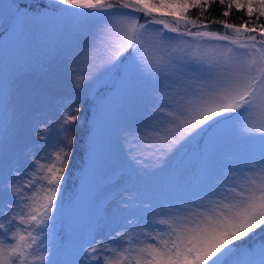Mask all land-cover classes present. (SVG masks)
I'll use <instances>...</instances> for the list:
<instances>
[{
	"label": "snow or ice",
	"instance_id": "snow-or-ice-1",
	"mask_svg": "<svg viewBox=\"0 0 264 264\" xmlns=\"http://www.w3.org/2000/svg\"><path fill=\"white\" fill-rule=\"evenodd\" d=\"M214 2L3 0L0 35L7 32L26 38L32 25L42 19L64 23L63 39L53 54L12 68L6 62L0 73V210L14 211L19 206L15 200L38 203L34 197L22 195L23 187L17 181L24 176V168L30 166L28 161L37 146L51 138L57 124L64 133V148L68 151L61 149L56 159L64 162L73 155L77 135L72 130L79 127L87 108L86 99H79L76 89L82 92L87 87L86 80L91 83L111 73L131 90L141 75L160 70L162 52L168 56L167 66L180 74L177 83L181 86L168 97L166 107H158L157 111L165 113L171 129H154L155 136L149 138L152 142L144 145L149 152L145 158L158 152L159 158L166 162L197 135L215 130L209 146L204 147L201 136L203 143L195 145L190 158L177 162L166 182L183 185L201 181L211 187L217 173L218 151L230 159L234 153L253 151L254 141L261 143L260 155L246 166L250 172L247 188L228 189L226 194L222 193L223 199L210 202L211 207L189 211L174 217L171 223L161 221L168 225V231L153 237L154 243L133 247L130 239L129 247L122 251L107 247L91 234L85 239L69 230L67 235L63 230L57 232L53 211L61 208L57 193L64 179V168L50 165L46 177L50 187L43 202L34 208L25 204L23 207L29 211L23 215L5 214L7 227L0 222V264H30V258L43 264H264V23L249 27V20L238 25L204 17ZM219 3L225 6L221 13L225 17L235 7L246 9L249 18L255 12L256 21L264 18V0H219ZM191 10H198L199 15L190 17ZM137 13L151 19L140 23ZM167 16L174 23H168ZM181 23L185 25L184 32L180 31ZM156 24L163 28L153 29L151 26ZM210 24L221 25L224 34L207 30ZM188 26L205 30L192 31ZM168 32L179 35L170 36ZM184 37L196 39L189 50H180L182 57L167 51L172 41H183ZM69 64L74 65L71 72L67 70ZM82 66H87V76L81 74ZM73 103L84 108L60 112ZM57 115L59 121L55 119ZM229 123L230 127H224ZM163 166L162 163L160 167ZM27 186L33 188L34 181ZM126 193L128 189L118 193L107 210L113 222L134 206L136 194ZM150 207L144 205L145 209ZM17 220L30 227L44 225L50 247L44 245L39 255L30 251L38 237L31 231H22L20 224L14 225ZM162 235L167 238H161ZM9 238L15 243H7ZM105 252L113 256H106ZM59 257L64 258L63 262Z\"/></svg>",
	"mask_w": 264,
	"mask_h": 264
},
{
	"label": "rangeland",
	"instance_id": "rangeland-1",
	"mask_svg": "<svg viewBox=\"0 0 264 264\" xmlns=\"http://www.w3.org/2000/svg\"><path fill=\"white\" fill-rule=\"evenodd\" d=\"M2 3L3 0H0V4ZM78 11L93 10L78 9ZM165 19L170 24L174 23L171 16H167ZM63 23L58 20L42 19L32 25L26 38L10 33L6 36L7 32L0 35L3 38L0 52V73L3 72L6 62H8L7 66L12 68L24 65L26 62L46 59L53 54V49L63 39L61 30ZM151 27L162 29L163 25L156 24ZM188 27L191 28V26ZM179 28L181 32L185 31V27ZM191 30L203 31L205 29L191 28ZM207 30L214 31L209 27ZM167 31L165 29V32ZM221 34L224 33L221 32ZM168 35L178 36L179 34L168 32ZM259 38L258 35L257 39ZM195 39L184 37L183 41H172L171 47L167 51H171L173 56L182 57L183 52L180 50H189ZM81 47L84 46L81 45ZM208 54L211 55V53ZM160 56L162 57L160 70L141 75L131 90L125 88L111 73L101 75L99 79L91 83L86 80L87 87L82 92L81 89H76L80 93L78 98L86 99L87 104L89 99L100 94L105 86L107 96L104 105H100L102 106L101 109L97 105L99 113L96 115V132L99 133V141L97 142V150L93 153L95 158L91 154L87 162V169L79 174L76 193L81 192L79 206L82 207V224L75 228V233L78 238L85 239L89 238V234H91L107 247H114L117 251L129 247L130 239L133 247H143L145 244L154 243L153 237L168 231V225L161 223V221L171 223L174 217L186 215L189 211H195L198 208L203 210L211 207L210 202L223 199L222 193L226 194L228 189L239 186L237 188L239 191L241 188H247L246 181L250 172L246 166L260 155L261 142L259 140L253 142L255 145L253 151L234 153L230 159L218 151L216 154L217 173L211 187H206L207 185L201 181H193L183 185H173L166 182V178L177 162L190 158L195 145L203 143L201 136L204 139V147L209 146L215 135V130H205V133L197 135L194 140L185 144L179 153L166 162L159 158L160 153L158 152L151 155L150 158H145L149 157V152L144 150V145L152 142L149 138L155 136L154 129H171V124L165 118V113L159 112L157 109L158 107H166L169 103L168 97L173 96L176 89L181 86L177 83L181 79L180 74L167 66L168 56L166 52L160 53ZM72 67L74 65L69 64L67 70L71 72ZM82 67L81 74L87 76V66ZM73 107L84 108L83 105L73 103L60 109V112H70ZM84 112L85 110L83 115ZM55 119L59 121L60 115H57ZM83 120L84 118L80 119L79 127L72 130L74 135L79 131ZM224 127H230V123ZM63 139L64 133L57 124L51 133V138L37 146L35 155L31 156L28 161L30 166L24 168V176L18 178L17 181L18 186L23 187V196L34 197L38 203L43 202L46 189L50 187L46 179L49 175L48 166L54 164L56 168L63 167L62 175L66 174L69 162L76 153L67 157L64 162L56 159L57 152H60L61 149L66 151ZM137 160L143 162L137 163ZM162 163L164 166L160 167ZM40 165L45 167L41 168ZM33 181L34 187L30 189L27 185ZM37 189H39L38 194L36 193ZM124 189H128L126 194H136L137 198L133 201L134 206L113 222L107 210L113 199L118 198L117 194ZM60 194V192L57 193V203ZM15 202L19 206L15 207L14 211H10L8 208L0 210V222H5L6 227L5 214L9 216L23 215L29 211L28 208L23 207L25 204H30L33 208L38 206V203L31 204L28 200H15ZM146 204H150L151 207L145 209L144 205ZM57 214V211L54 210L53 215L56 217V228L58 229L59 215L57 216ZM15 224H20V222L14 221ZM20 227L22 231H31L32 235L38 237L36 245L30 251L39 255L43 251L44 245L50 247L49 242L45 239L48 229L44 225H34V230L28 224H20ZM12 231H15V227L12 228ZM27 231H25V235ZM120 233L125 235L121 236ZM161 238L166 239L167 236L162 235ZM6 242L15 243L11 238ZM105 255L113 256V253L105 252ZM30 264H43V262L30 258Z\"/></svg>",
	"mask_w": 264,
	"mask_h": 264
},
{
	"label": "trees",
	"instance_id": "trees-1",
	"mask_svg": "<svg viewBox=\"0 0 264 264\" xmlns=\"http://www.w3.org/2000/svg\"><path fill=\"white\" fill-rule=\"evenodd\" d=\"M256 6L255 4L253 5ZM225 10V6L221 5L219 3V0H215V2L212 4V7L208 9L204 13V17H207L209 19H217V20H227L229 23H235L240 24L243 20H249V27H256L260 23H264V18H261V20L256 21L255 16L256 13H253V17L249 18L246 14V9L237 10L235 7L232 8L230 11V14L225 17L221 15L222 11ZM188 15L192 18H195L199 15L198 10H191ZM137 16L140 17L139 22L144 23L145 19H151V18H145L142 13H137ZM203 19V17L201 18ZM185 27L183 23L180 24L179 27ZM209 28L211 30L222 32L224 33L225 30L223 27L219 24H210ZM167 30V29H166ZM231 33V30H228V34ZM9 33H6V36ZM255 34V33H254ZM258 37V35H257ZM7 39V38H6ZM5 39V40H6ZM3 38L0 37V52H1V42ZM106 86L101 90V93L98 95H94L89 99V102L87 104V108L84 112V120L81 123V127L79 131H77V141L75 143L74 149H73V155L75 156L71 159L68 165V170L66 174L63 176L64 179L61 181V191H60V197H58V204L61 205V208L59 211H57L58 217V223L59 227L57 229V232L63 230L64 234L67 235L68 230L75 232V228L80 226L82 224L81 222V215H82V207L79 206L80 202V193H76L78 188V179L79 174H81L82 171H85L87 169V162L89 160V157L91 154L94 153L95 150H97V142L98 140V134L96 132V115L99 113L98 109L104 105V101L106 99ZM97 105L99 107H97ZM77 106V105H76ZM74 108V107H73ZM209 136V134H208ZM208 140V137H207ZM68 151V149H66ZM89 168V166H88ZM81 222V223H80ZM58 259L63 262L64 258L59 257Z\"/></svg>",
	"mask_w": 264,
	"mask_h": 264
}]
</instances>
